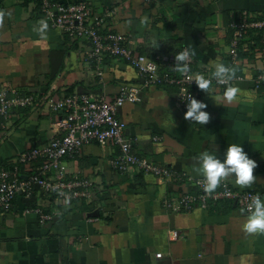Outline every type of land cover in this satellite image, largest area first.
Segmentation results:
<instances>
[{
  "label": "crops",
  "instance_id": "0c3cea01",
  "mask_svg": "<svg viewBox=\"0 0 264 264\" xmlns=\"http://www.w3.org/2000/svg\"><path fill=\"white\" fill-rule=\"evenodd\" d=\"M60 1H85L98 12H111L103 29L128 34V45L139 53L154 57L186 49L194 53L193 69L214 73L223 63L239 78L227 87L197 89L210 114L206 124L184 118L187 109L178 104L176 87L144 88L140 101L118 110L125 135L135 151L179 176L137 167L121 172L111 163L117 145L85 144L65 163L69 175L94 182V195L60 206L61 214L48 223L33 211L23 212L28 202L18 199L12 212L0 215V264H264V233H245L241 225L248 212L234 203L184 212L164 205L168 197L197 191L200 153L223 160L233 143L257 162L254 180L240 186L234 175L224 178L234 189L264 198V84L255 82L264 73L260 30L248 32L250 48L237 60L229 53L231 21L243 11L264 20V0ZM89 50L88 41L53 27L38 0H0V90L35 96L95 92L112 99L121 83L140 82L136 70L116 57L108 58L99 81L86 62ZM228 87L236 89L232 101L220 99ZM57 120L46 104L12 109L5 127L0 117V167L57 136ZM173 230L183 237H172Z\"/></svg>",
  "mask_w": 264,
  "mask_h": 264
},
{
  "label": "built area",
  "instance_id": "2783aa9c",
  "mask_svg": "<svg viewBox=\"0 0 264 264\" xmlns=\"http://www.w3.org/2000/svg\"><path fill=\"white\" fill-rule=\"evenodd\" d=\"M41 14L53 27L62 29L70 38L84 39L90 43L86 62L92 67V73L102 81L104 67L109 57L120 58L129 63L140 78L139 83H121L119 93L110 99L95 92L65 93L54 95H22L14 89L0 90V117L2 127L10 121L11 111L17 107L43 106L46 104L58 115L57 136L50 138L41 146H32L22 151L8 167H0V215L14 210L15 202L20 199L28 205L23 212H35L41 223L54 221L61 214L60 206L72 200L90 199L95 192L94 182L87 177L69 175L65 163L72 159L80 148L92 142L118 146V153L112 157V165L121 172L138 168L157 176L177 178L179 173L166 165L159 164L133 149V143L125 135L126 122L118 116V110L127 102H138L142 90L152 86H173L179 91L178 104L186 108L189 94L202 100L197 94L195 79L203 76L209 86L227 87L236 78L220 82L213 73L193 69V58L181 62L175 59L179 53L158 54L150 57L139 53L128 45L130 36L112 29L104 30L106 17L111 12H98L93 5L85 1L62 2L60 0H38ZM233 35L229 53L237 60L239 52L248 51L246 35L250 30L258 29L261 34L264 57V20L251 19L246 11L241 12L239 20H232ZM186 49H183L184 52ZM181 53V52H180ZM188 64V71L179 72L177 65ZM256 86L264 84V73L255 79ZM204 102V101H203ZM187 109V108H186ZM205 111V109H202ZM192 179V177H187ZM204 177L195 179L197 191L171 196L164 205L176 212L191 211L196 207L209 208L221 202L235 203L240 209L249 212L252 200L262 195L253 190H236L226 178H222L217 187L208 191ZM44 197L49 204L44 205ZM35 201L36 204H30ZM172 237H183L173 230ZM161 256V253H157Z\"/></svg>",
  "mask_w": 264,
  "mask_h": 264
},
{
  "label": "clouds",
  "instance_id": "9594fccd",
  "mask_svg": "<svg viewBox=\"0 0 264 264\" xmlns=\"http://www.w3.org/2000/svg\"><path fill=\"white\" fill-rule=\"evenodd\" d=\"M193 54V52L185 50L177 54L175 59L185 62ZM177 69L181 72H186L188 71V64L177 65ZM233 74V71L226 68L223 63L215 65L213 76L218 81L224 82L230 80ZM194 81L196 86L201 90H205L209 86V81L203 76H197ZM235 94L236 89L228 87L220 99L232 101ZM206 107L205 102L197 100L189 94L188 102L186 103L187 111L184 113V118L206 124L210 119V114L202 110ZM197 160L199 164L196 171L203 175L206 181L205 188L208 191L214 190L225 176L234 175L235 183L240 186H248L254 180L253 170L257 167V162L249 157L241 144H229L223 160L208 152L200 153ZM241 227L247 234L264 233V198L257 196L252 200L249 212L244 217Z\"/></svg>",
  "mask_w": 264,
  "mask_h": 264
},
{
  "label": "trees",
  "instance_id": "16d2710c",
  "mask_svg": "<svg viewBox=\"0 0 264 264\" xmlns=\"http://www.w3.org/2000/svg\"><path fill=\"white\" fill-rule=\"evenodd\" d=\"M259 36L261 37V34H259ZM241 51V50H240ZM195 70V69H194Z\"/></svg>",
  "mask_w": 264,
  "mask_h": 264
},
{
  "label": "water",
  "instance_id": "95a60500",
  "mask_svg": "<svg viewBox=\"0 0 264 264\" xmlns=\"http://www.w3.org/2000/svg\"><path fill=\"white\" fill-rule=\"evenodd\" d=\"M234 204L236 205V202Z\"/></svg>",
  "mask_w": 264,
  "mask_h": 264
}]
</instances>
